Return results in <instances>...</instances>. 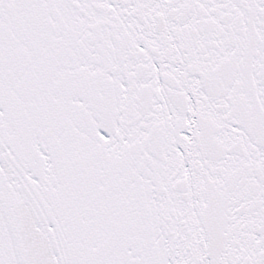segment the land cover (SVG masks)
Wrapping results in <instances>:
<instances>
[{
	"label": "snow or ice",
	"instance_id": "obj_1",
	"mask_svg": "<svg viewBox=\"0 0 264 264\" xmlns=\"http://www.w3.org/2000/svg\"><path fill=\"white\" fill-rule=\"evenodd\" d=\"M0 264H264V0H0Z\"/></svg>",
	"mask_w": 264,
	"mask_h": 264
}]
</instances>
